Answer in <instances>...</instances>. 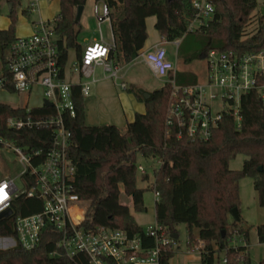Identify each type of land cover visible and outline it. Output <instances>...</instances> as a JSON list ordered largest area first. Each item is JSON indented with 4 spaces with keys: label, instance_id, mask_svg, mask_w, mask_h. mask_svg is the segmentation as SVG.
<instances>
[{
    "label": "trees",
    "instance_id": "1",
    "mask_svg": "<svg viewBox=\"0 0 264 264\" xmlns=\"http://www.w3.org/2000/svg\"><path fill=\"white\" fill-rule=\"evenodd\" d=\"M12 2L14 0H7ZM60 10L53 26L57 35L60 65L65 67L70 48L82 56L79 34L81 21L75 22L78 7L87 0H59ZM100 1V0H96ZM110 8V23L115 48L110 58L116 65L132 62L140 54L148 38L146 18L156 16L155 28L167 41H175L190 33H203L205 43L197 57L205 59L212 49H258L264 44V15L260 17L257 31L243 38L245 27L256 9L257 0H214L215 16L209 24L189 31L193 18L190 0H103ZM12 12V11H11ZM13 20V16L11 13ZM17 37L13 23L0 29V57L5 47ZM181 44V43H180ZM178 84L195 83L196 78L186 81L173 76ZM185 76V73L181 74ZM138 100L144 102L146 111L137 113L128 122L125 131L115 124L88 125L85 121L86 104L79 84H73L72 97L75 115H65L64 123L71 132L69 154L76 164L74 192L90 207L83 225L87 228L106 226L126 231L130 236L138 235L146 246L153 245L145 228L137 223L130 208L120 200L122 192L131 197L133 207L142 212L144 188L137 184V157L162 158L164 163L153 170L155 187L160 198L156 202V223L168 234H178L176 225L185 223L188 231V247L203 240L205 246L198 264H221L220 252L224 251L226 263H250L247 253L251 227L244 226L242 218L237 220L232 210L240 213V181L249 176L253 179L259 204L264 207V108L255 91L245 94L241 102V123L238 125L231 115H225L207 140L179 139L169 133L166 126V109L172 90L170 82L148 91L141 87L127 86ZM145 93L149 96L145 97ZM52 109L36 107L30 113L33 118L47 116ZM18 114L8 106L0 107L1 133L17 140L20 145L40 148L45 152L51 143V127L37 126L16 131L4 126L8 116ZM245 157L241 169H232L231 161L237 156ZM149 175H142L148 179ZM37 198H19L15 201L12 216L0 218V237H15L13 219L16 215H27L41 209ZM235 231L242 233L246 244L234 248L230 240ZM259 241L264 243V223L257 227ZM60 235L53 229L43 233L38 246L25 249L19 243L0 248V264H87L82 253L69 258L65 254L52 255ZM177 241V239H176ZM176 246L162 249L160 264H170ZM245 252L244 258L241 253ZM264 264V259L260 262Z\"/></svg>",
    "mask_w": 264,
    "mask_h": 264
},
{
    "label": "built area",
    "instance_id": "2",
    "mask_svg": "<svg viewBox=\"0 0 264 264\" xmlns=\"http://www.w3.org/2000/svg\"><path fill=\"white\" fill-rule=\"evenodd\" d=\"M100 2L101 5L97 3L94 7L100 38L87 44L81 58L73 62L69 69L67 64L64 68L60 65L54 26L44 20L35 24L31 35L17 36L8 43L0 57V92L26 95L28 98L33 88H42L41 102L36 105L0 100V107L5 105L18 110V114L5 119V128L16 133L37 126L52 128L51 143L45 152L18 144L16 139L2 135L0 129V147L12 149L24 164L21 178L26 187L25 191L16 195L19 189L14 180L0 177V218L8 212L13 214L14 203L19 198H37L42 204L37 212L16 215L13 219L15 237L3 236L0 239L12 238L14 245L19 243L25 249H33L41 242L43 233L53 229L60 238L57 241L59 250L52 255L63 253L73 258L82 253L87 264H160L162 249L177 244L173 235L155 222L145 229L153 238V245L146 246L140 236H130L122 229L106 226L87 228L83 223L90 202L80 199L74 192L77 168L69 154L71 132L64 123L65 115H75L72 86L79 84L82 95L86 97L97 80L95 72L98 66L110 72L115 80L121 67L110 58V52L116 46L114 36L111 32V38L107 40L101 29L104 21L110 22V8L105 1ZM32 4L39 6V0ZM190 4L193 18L189 31L203 28L214 19V0H190ZM180 41L176 39L174 43L179 45ZM139 56L156 77L168 76L170 71L176 70V63L167 57L166 48L160 44ZM204 60L207 71L201 81L178 84L175 78L170 77L166 81L172 85L166 109V126L168 132L175 133L179 139H209L225 115H231L240 125L242 98L251 91L257 93L264 108V44L258 49L247 50L212 48ZM76 75L81 78L77 82L73 79ZM119 85L127 87L124 82ZM46 101L50 105H46ZM42 106L51 108L52 112L38 118L23 114ZM154 159L157 163L154 169L164 163L162 158ZM137 170L142 175L148 174L142 164L137 163ZM154 195L157 202L160 193L155 187ZM76 203H84L80 214L73 210ZM244 244V235L235 231L230 246L237 248ZM204 246L205 242L199 240L190 250H198L201 254ZM244 256L245 252H242L241 258ZM224 263L225 258L221 264Z\"/></svg>",
    "mask_w": 264,
    "mask_h": 264
},
{
    "label": "rangeland",
    "instance_id": "3",
    "mask_svg": "<svg viewBox=\"0 0 264 264\" xmlns=\"http://www.w3.org/2000/svg\"><path fill=\"white\" fill-rule=\"evenodd\" d=\"M14 6L12 10L8 8L7 0H0V29H7L11 23L15 28L17 36L31 35L35 30V24L40 20L51 22L59 12V0H39V6H33L32 3H36V0H14ZM101 5L100 1L87 0L83 17L81 21L82 30L79 34V42L85 49L87 44L92 43L95 40H99L100 32L98 26V18L95 15L94 7L96 4ZM257 7L251 14V19L245 27L243 38H247L254 34L258 28V22L261 16L264 15V0H257ZM12 11V12H11ZM13 16V20L11 17ZM102 33L104 37L109 40L111 38V31L109 23L104 21L101 25ZM160 41V33L158 31H149L148 42ZM181 44L165 42L163 46L169 52V58L178 60L179 72L192 71L198 75V79H203L206 75L207 64L204 59L197 57L199 51L203 48L205 43V35L203 33H190L187 36H183L180 41ZM69 58L67 62V68L69 69L73 62L77 58L76 50L69 49ZM110 72H105L102 66L96 68L95 77L99 79L103 86L106 88L96 93L94 84L91 85L89 94L86 97V118L85 121L88 125L99 124H116L118 127L125 131L126 125L129 120L126 119L123 110H126V104L123 98H121V92H125L132 96L137 102L138 100L133 91L129 89H122L118 84L126 81L128 86L139 87L138 83L143 85H152L154 87H160L164 84L167 76L156 77L153 75L147 64L142 61V57L137 58L130 64L122 65L118 71V79L110 76ZM77 80H80V76H75ZM140 81V82H139ZM42 88L37 86L33 88L30 96L15 95L0 92V100L6 102H28L29 105H36L41 102ZM98 95V96H97ZM124 106V108H123ZM245 157L243 155L237 156L236 159L231 161L230 167L232 169H241ZM137 163L142 164L149 175L148 179H142V174H137L138 187L144 188V204L146 210L139 212L136 211L132 204L131 197L125 195L123 192L120 196L122 203L131 207V210L135 214L136 220L146 229L150 225L154 224V207H155V195H154V173L153 169L157 165L156 160L152 157L145 158L142 155H138ZM24 164L20 161V156L12 149L4 146L0 147V177H6L13 179L14 183L18 187L19 195L25 191L26 187L22 181L21 173L24 170ZM240 216L242 218L244 226H250L249 232V246L248 256L251 264H260L264 259V243H261L257 234V227L264 223V207L259 204L258 195L254 189L253 179L249 176H245L240 181ZM86 203V202H84ZM78 203L82 208V204ZM178 230L177 244L175 247L176 253L173 256V263L178 262L182 254H188L190 248L188 247V231L185 223H178L176 225ZM13 239H0V248L6 249L13 246ZM196 254L199 253L195 250ZM222 259L225 256L224 251L220 252ZM197 256V255H196ZM239 264H248L241 260Z\"/></svg>",
    "mask_w": 264,
    "mask_h": 264
},
{
    "label": "crops",
    "instance_id": "4",
    "mask_svg": "<svg viewBox=\"0 0 264 264\" xmlns=\"http://www.w3.org/2000/svg\"><path fill=\"white\" fill-rule=\"evenodd\" d=\"M98 2V1H97ZM85 9V7H84ZM59 10H60V1H59ZM59 13V12H58ZM56 17V16H55ZM82 17H83V14H82ZM156 16H149L146 18V28H147V33H148V36H149V31L152 30V31H158L156 28H155V23H156ZM81 21H82V18H81ZM107 23H109V27H110V31L112 32V29H111V23L109 21H107ZM102 25V24H101ZM159 32V31H158ZM165 42H169V43H174V41H167L165 40L161 34H160V41H157V42H152V43H149L148 42V38L146 39L145 41V44H144V47L140 50V53L142 52H146L150 49H153L154 46L156 44H160L163 46V43ZM180 44V43H179ZM84 48L82 47V52H83ZM167 50V49H166ZM141 56H138L137 58H139ZM167 57L169 58V52L167 50ZM68 58H69V52H68ZM137 58H135L132 62H134ZM170 60H173L175 63H176V70L174 72H172V75L175 76L177 75L179 78L182 77V79L186 80V81H191L193 80V78H196V82L198 81H201L200 79H198V75L195 74L194 72L192 71H187V72H179V69H178V60L177 58L176 59H171L169 58ZM143 61V59H142ZM68 62V61H67ZM130 62V63H132ZM128 63V64H130ZM67 66V65H66ZM68 69V68H67ZM182 73H185V76H182L181 74ZM170 77V75L167 76V79L165 80V82L168 80V78ZM75 80V82L79 81L76 79V77L73 78ZM127 86L128 84L126 83V81H123ZM140 82V81H139ZM164 82V83H165ZM195 82V83H196ZM117 84L119 85V83L117 82ZM139 87L141 88H144L148 91H153L154 89L156 88H159L158 87H154L152 85H143L142 83H138ZM120 86V85H119ZM94 87L96 89V93L97 94H100L101 91H103L106 86H103L102 83L99 81V79L96 80V82H94ZM121 87V86H120ZM161 87V86H160ZM122 89H126V88H123L121 87ZM98 96V95H97ZM121 98H123L124 100V103L126 104V110L127 112L125 111V109L123 110L124 112V115L126 116V119L129 120V122L133 121L134 118H135V115L137 113H144L146 111V107H145V104L144 102L141 103V102H136L134 98H132L131 95L129 94H126L125 92H121L120 94ZM87 97V96H86ZM86 97L85 98V104H86ZM124 108V106H123ZM100 125V124H99ZM116 125V124H115ZM118 126V125H117ZM129 206V205H128ZM155 207H156V202H155ZM155 207H154V216H155V220H154V223L156 222V210H155ZM130 208V211L132 213V215L134 216L135 220H136V217H135V214L133 213V211L131 210V207L129 206ZM137 221V220H136ZM137 223L139 225H141V223H139L137 221ZM142 226V225H141ZM143 227V226H142ZM195 251H191L189 250L188 254H182V256L179 258V261L178 262H174L173 263V257L171 258L170 260V264H198L200 263L201 261V254L200 252L198 254L194 253ZM247 253H248V249H247ZM249 254V253H248ZM197 255V256H196Z\"/></svg>",
    "mask_w": 264,
    "mask_h": 264
},
{
    "label": "water",
    "instance_id": "5",
    "mask_svg": "<svg viewBox=\"0 0 264 264\" xmlns=\"http://www.w3.org/2000/svg\"><path fill=\"white\" fill-rule=\"evenodd\" d=\"M84 7H85L84 5H80V6L78 7L77 14H76V18H75V22H76V23H79V22L81 21L82 14H83V12H84ZM8 8H9L10 10H12V8H13V3H12V2H8ZM148 96H149V94H148V93H145V97H148ZM45 104H46V105H50V102L46 101ZM11 214H12V212H8V213H6V216H10ZM232 214H233V216H234L237 220H240V213H239V211H238L237 208H234V209L232 210ZM173 237H174L175 239H177V238H178V234H174Z\"/></svg>",
    "mask_w": 264,
    "mask_h": 264
},
{
    "label": "bare ground",
    "instance_id": "6",
    "mask_svg": "<svg viewBox=\"0 0 264 264\" xmlns=\"http://www.w3.org/2000/svg\"><path fill=\"white\" fill-rule=\"evenodd\" d=\"M74 212H76L77 214H80L81 213V208L79 207L78 203L74 204Z\"/></svg>",
    "mask_w": 264,
    "mask_h": 264
}]
</instances>
